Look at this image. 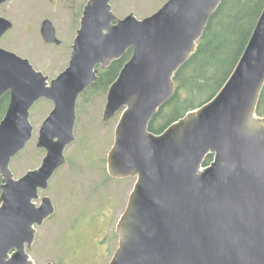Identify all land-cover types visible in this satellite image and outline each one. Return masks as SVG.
<instances>
[{
  "label": "water",
  "instance_id": "obj_1",
  "mask_svg": "<svg viewBox=\"0 0 264 264\" xmlns=\"http://www.w3.org/2000/svg\"><path fill=\"white\" fill-rule=\"evenodd\" d=\"M112 1L88 2L69 66L51 83L28 59L0 47V101L10 95L0 121V264H37L29 254L37 228L56 212L40 192L67 164L78 100L99 79V67L129 51L103 116L109 123L123 111L109 176L137 178L110 264H264V119L256 113L264 89V9L219 93L154 134L150 124L175 95L176 74L224 0H169L144 20L133 13L119 19ZM13 28L0 16V41ZM41 34L46 44L61 45L50 20ZM41 99L54 104L37 143L46 156L15 179L11 163L33 138L31 109Z\"/></svg>",
  "mask_w": 264,
  "mask_h": 264
},
{
  "label": "rangeland",
  "instance_id": "obj_2",
  "mask_svg": "<svg viewBox=\"0 0 264 264\" xmlns=\"http://www.w3.org/2000/svg\"><path fill=\"white\" fill-rule=\"evenodd\" d=\"M90 0H11L0 7V16L14 28L0 41V47L28 59L34 68L56 79L69 66L72 47L81 18ZM169 0H113L119 19L133 13L144 20ZM50 20L61 45L46 44L42 23ZM108 92H85L77 106L76 142L65 152L67 164L50 181L41 197L51 198L56 212L37 228L29 254L37 264H110L120 246L119 223L137 178H112L108 155L115 144L120 111L109 123L103 121ZM54 108L46 99L31 109L34 127L31 142L12 160L15 179L39 168L46 151L37 147L43 122ZM41 204V199L37 202Z\"/></svg>",
  "mask_w": 264,
  "mask_h": 264
},
{
  "label": "trees",
  "instance_id": "obj_3",
  "mask_svg": "<svg viewBox=\"0 0 264 264\" xmlns=\"http://www.w3.org/2000/svg\"><path fill=\"white\" fill-rule=\"evenodd\" d=\"M263 9L264 0L222 2L199 41L197 52L176 74L177 91L152 120V133L161 134L189 112L203 107L219 93L240 61ZM131 54L129 51L107 69L99 67V79L85 92H108ZM9 102V94L0 101V121L5 116ZM256 113L259 118L264 119V89ZM212 160L213 156H209L205 167Z\"/></svg>",
  "mask_w": 264,
  "mask_h": 264
}]
</instances>
